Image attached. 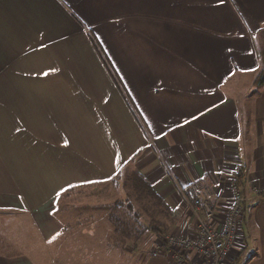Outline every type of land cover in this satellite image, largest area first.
Returning a JSON list of instances; mask_svg holds the SVG:
<instances>
[{"label":"crops","instance_id":"0c3cea01","mask_svg":"<svg viewBox=\"0 0 264 264\" xmlns=\"http://www.w3.org/2000/svg\"><path fill=\"white\" fill-rule=\"evenodd\" d=\"M263 68L264 0H0V264H181L153 256L165 234L123 245L106 217L100 234L69 225L128 164L166 233L193 240L178 185L208 188L217 222L237 171L263 190ZM250 204L227 264H264V197Z\"/></svg>","mask_w":264,"mask_h":264},{"label":"built area","instance_id":"2783aa9c","mask_svg":"<svg viewBox=\"0 0 264 264\" xmlns=\"http://www.w3.org/2000/svg\"><path fill=\"white\" fill-rule=\"evenodd\" d=\"M241 171H237L231 179V196L228 197L226 217L216 221L217 208L213 205V196L208 188L193 183L189 186H177V190L189 210L193 228L197 232L195 240L186 236L166 233L155 247L153 256L167 249L176 248L174 258L181 264H227V258L235 243L237 226L244 213L247 202L251 200L256 206L264 197V189H257L252 197L248 196L241 183ZM193 250L201 257V263H191L184 255Z\"/></svg>","mask_w":264,"mask_h":264},{"label":"rangeland","instance_id":"374dc122","mask_svg":"<svg viewBox=\"0 0 264 264\" xmlns=\"http://www.w3.org/2000/svg\"><path fill=\"white\" fill-rule=\"evenodd\" d=\"M95 39L96 45L99 47V41ZM101 50V49H100ZM262 57V55H261ZM108 67L111 73L115 76V78L119 81L118 76L119 72L115 69L114 65L108 64ZM118 75V76H117ZM120 88L124 94V97L128 102L132 105L133 101L129 92L123 82L120 80ZM137 112L138 109L135 106ZM134 106L132 109L135 111ZM136 112V116L140 118V113ZM142 122V121H141ZM141 126L145 129L144 124L141 123ZM135 169L132 168L130 164L126 165L121 172L115 177L109 178L107 182H103L102 184H96L95 186H91V188H104L108 189L109 202L105 203H92L91 206L86 207L80 213L76 212L75 221L69 225L70 230L75 232L76 235H79L81 227H85L88 232L94 234V232L100 234L103 231L102 228L106 229L108 226L98 225L100 224V218L106 217L110 221L115 223L118 228L115 232L114 237L119 241L118 243L126 245L128 243V239L138 238L139 242L142 243L143 239L146 238V226L155 224L153 222L154 218L162 220L165 217V212H163V208L157 204L156 200L150 197L149 195H143L134 192L132 188H137L133 183V172ZM126 188V190L124 189ZM121 189L122 192L119 190ZM118 190L121 192L118 196ZM128 192V195L126 194ZM112 196H111V195ZM78 193L73 196L78 200ZM78 202V201H77ZM86 205V204H85ZM132 205L133 210H130L127 206ZM75 211V210H74ZM78 211V210H76ZM111 218V219H110ZM85 225H84V224ZM138 224V228L136 227ZM84 225V226H83ZM75 227V228H73ZM68 228V226H67ZM131 230V231H130ZM109 231V230H108ZM125 236L126 234H128ZM131 233V234H130ZM96 235L92 236V243H98V239H95ZM97 240V241H96ZM121 241V242H120ZM77 249L88 248L80 246L82 241L76 240ZM124 242V243H123Z\"/></svg>","mask_w":264,"mask_h":264},{"label":"trees","instance_id":"16d2710c","mask_svg":"<svg viewBox=\"0 0 264 264\" xmlns=\"http://www.w3.org/2000/svg\"><path fill=\"white\" fill-rule=\"evenodd\" d=\"M114 76V75H113ZM115 78V76H114ZM116 79V78H115ZM118 81V80H117ZM119 82V81H118ZM256 83L257 84H262L264 83V68L261 70V72L259 73L257 79H256ZM128 101V100H127ZM133 183L135 184V186L137 188H132V190L138 194H140L141 196L146 195V196H150L153 199L156 200L157 204L160 205L163 208V212H165V217L162 220L156 219L154 218L153 222L155 224L153 225H148L146 226V232L150 231L155 233L158 236H162L163 234H166L167 232V228H166V221L165 219H167V210L161 200V198L159 197V195L155 192V190L153 189V187L145 180V178L142 176V174L138 171L135 170L133 172ZM126 190V188H124ZM126 194L128 195V192L126 191ZM130 210H133L132 205L127 206ZM111 219V218H110ZM112 223V221H110ZM113 228H114V232H118L117 231V227L115 225V223L113 222ZM136 227L138 228V224H136ZM131 231V230H130ZM131 234V233H130ZM129 235L126 234L125 236ZM115 241V240H114ZM118 241V240H117ZM115 241V242H117ZM138 241V238H132V235L130 237V239H128V243L129 244H136ZM119 242V241H118ZM121 242V241H120ZM124 243V242H123ZM124 245V244H123Z\"/></svg>","mask_w":264,"mask_h":264}]
</instances>
